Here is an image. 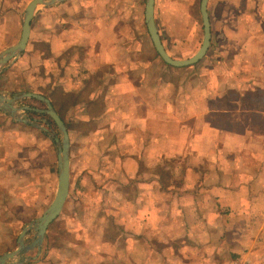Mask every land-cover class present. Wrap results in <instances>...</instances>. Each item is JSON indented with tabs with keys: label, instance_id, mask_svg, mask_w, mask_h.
Segmentation results:
<instances>
[{
	"label": "crops",
	"instance_id": "crops-1",
	"mask_svg": "<svg viewBox=\"0 0 264 264\" xmlns=\"http://www.w3.org/2000/svg\"><path fill=\"white\" fill-rule=\"evenodd\" d=\"M33 1L0 0V56L19 43ZM146 1L66 0L40 7L25 51L0 68V94L49 99L70 145L67 119L79 111L99 128L95 134L106 129L114 150L123 152L115 157L124 169L121 191H115L126 213L120 237L109 233L106 239L113 223L98 218L84 238L71 229L73 215L80 225L88 214L79 212V201L89 193L77 190L73 202L70 192L46 234L44 261L37 263L264 264V0H210L211 46L185 68L167 65L156 52ZM158 6L156 0V25ZM40 116L44 130L0 110V215L21 214L28 225L58 190L52 126ZM164 160L173 163L166 187L157 171L148 172ZM86 181L79 180L81 186ZM42 188L47 193L40 195ZM61 223L76 240L56 253L47 246ZM7 225L19 230L20 221Z\"/></svg>",
	"mask_w": 264,
	"mask_h": 264
},
{
	"label": "rangeland",
	"instance_id": "rangeland-1",
	"mask_svg": "<svg viewBox=\"0 0 264 264\" xmlns=\"http://www.w3.org/2000/svg\"><path fill=\"white\" fill-rule=\"evenodd\" d=\"M201 1L202 0H158L159 6L157 12V28L162 39L164 40V45L167 48L169 55L173 59L180 61L191 59L197 54L200 47L202 46L204 28L200 15ZM193 2L195 5L191 6ZM167 33H170L171 36H169ZM19 106L42 110L46 109V106L43 103L39 104L37 102H29V104L28 102H21ZM23 115L28 117L27 119L37 120V123L40 121L39 119H41L39 116H32L33 114H29L27 116V114L24 113ZM67 120L72 133V184L70 188V192H72V201L74 202L75 200H78L79 195L77 194V190H83L89 193L88 197H84L83 201H79V203H83L82 206L79 207L77 205L79 207L80 213L87 210L88 214L85 215V218L80 225H76L75 222L77 221V217L75 218V215H73V218H71L70 222L71 229L75 230L78 228L79 234H82L84 238V235H88V232L91 231V224L98 218L100 223H113L110 225V228L106 230L105 238L108 239V234L110 233V239L112 236L117 239L120 237V230L118 228H120L123 217L126 215V213L124 212L121 203L123 198L115 193V191L121 189L123 182L122 177H124L123 166L115 164V157L117 158L118 154H123V152L119 153V151L117 152L114 150L116 142L113 139V135H110L109 138V134L107 133L106 129L105 131L104 129H101L100 132L103 133L95 134L94 128H97L98 130L99 128L95 124H92L89 119H85L86 122H84V119L81 118V115H79V111L77 112V116H69ZM51 126L52 127L50 128L49 133L52 134L55 139L60 140L61 138L57 127H54L52 124ZM162 164L163 165L158 166L157 168L153 167V169L148 170V172L150 174H154L157 171L158 175L162 179V184L166 187L171 184L173 163L171 160H164ZM143 169L145 168L143 167ZM93 177L95 182L92 183V181L88 179ZM81 178L87 179V181L83 183V186H81L79 182V180H82ZM147 178L152 179V175H147ZM93 185L95 186V189H92ZM151 187L155 186L151 185ZM41 190L42 193H40V195L47 193L45 189L42 188ZM91 190L99 191V194L90 196ZM105 193H107L106 196ZM41 201L44 204L48 203L47 199ZM105 202L108 203L106 204ZM97 206H100L99 214H97L98 211L97 208H95ZM92 207H94L93 212L90 211L92 210ZM101 207L103 209H101ZM68 212L69 210L66 211V214ZM23 218L24 216L21 214H15L13 219L4 214L0 215V256L13 252L17 249L18 235L21 234L23 227H26L29 221V219L23 220ZM18 219L20 221L19 230L11 228L9 225H7L8 221L12 220L15 222ZM115 221L118 222L117 226L115 225ZM58 222L59 220H57L56 223ZM34 240L35 232L30 231L26 237V242L28 243L27 245L32 244ZM67 240L74 242L76 239L70 235V230L64 228L61 223L50 232V239L47 247H52L53 250L56 249V253H59V245L65 244ZM78 241L80 243H85L84 239L82 238H78ZM119 243L120 244L117 245V249L121 247L120 245L122 244V240H120ZM84 248L86 247H82V249ZM41 249L35 248L23 253L18 259L20 264H38V261H41L40 263H42L44 261L45 250L43 251L44 247L42 250ZM84 251L90 253V250L88 249H85ZM100 253L105 255V247L101 245ZM57 261V264H59L60 258H57ZM52 262L55 261L51 260V263ZM84 263L85 262L83 261H79L76 264Z\"/></svg>",
	"mask_w": 264,
	"mask_h": 264
},
{
	"label": "water",
	"instance_id": "water-1",
	"mask_svg": "<svg viewBox=\"0 0 264 264\" xmlns=\"http://www.w3.org/2000/svg\"><path fill=\"white\" fill-rule=\"evenodd\" d=\"M66 0H34L27 8L25 18L23 21V30L19 43L15 46L7 49L0 56V68L7 65L9 62L17 59L26 49L30 38L31 23L35 16L36 11L43 6L52 5L55 3L64 2ZM210 0L201 1V16L204 28V38L202 46L200 47L198 53L191 59L180 61L173 59L169 53L166 51L161 37L158 32V28L155 21V2L156 0L146 1V11H145V22L155 47L156 52L160 58L169 66L175 68H185L189 66L196 65L199 63L207 54L211 46V23L208 13V4ZM24 98H33L42 102L46 109H36L31 107H21L18 104ZM0 110L10 115L12 118L19 122L31 124L41 130H44L37 122H32L26 119L23 115L26 112L37 113L39 115H45L50 117L55 123L60 140L55 139V146L57 149L58 157V190L55 200L47 211L38 219L33 221L31 224L24 227L19 239L18 247L15 251L6 253L0 256V264H20L18 260L19 257L30 250L35 248L41 249L48 232L49 227L59 218L61 215L70 193V183H71V161H70V136L66 124L59 116V114L54 109L51 101L43 96L35 94H22L16 95L13 98H8L5 95L0 94ZM30 231L35 232V240L32 244L27 245L26 237Z\"/></svg>",
	"mask_w": 264,
	"mask_h": 264
},
{
	"label": "trees",
	"instance_id": "trees-1",
	"mask_svg": "<svg viewBox=\"0 0 264 264\" xmlns=\"http://www.w3.org/2000/svg\"><path fill=\"white\" fill-rule=\"evenodd\" d=\"M53 106H54V105H53ZM29 114H34V115H36V116L41 117L40 115H37L36 113H29ZM47 118L50 120L51 124H52L54 127H56V125H55V123L53 122V120H52L51 118H49V117H47Z\"/></svg>",
	"mask_w": 264,
	"mask_h": 264
}]
</instances>
